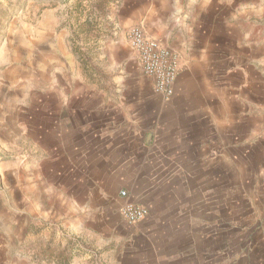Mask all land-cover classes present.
I'll return each mask as SVG.
<instances>
[{"label":"crops","instance_id":"0c3cea01","mask_svg":"<svg viewBox=\"0 0 264 264\" xmlns=\"http://www.w3.org/2000/svg\"><path fill=\"white\" fill-rule=\"evenodd\" d=\"M106 19L112 32L104 38L108 45L101 50L98 71L102 76L121 75L115 81L101 80L98 86L64 82L59 75L52 82L45 79L40 85L45 91L35 102L31 99L21 119L23 264L57 263L31 243L48 242L51 233L52 246L67 250L82 226L81 217L102 216L105 164H215L218 144L217 152L231 142L248 152L256 145L264 147V0H115ZM138 25L180 57L170 101L153 94L151 82L143 76L152 98L146 114L133 110L147 87L126 39L128 29ZM80 88L85 90L82 96ZM93 100L97 105L92 106ZM126 104L133 108L128 114L123 110ZM111 109L115 113L108 112ZM143 115L151 125L146 132L152 135L148 163L140 157L139 146L131 148L122 139L124 123H138ZM133 127L131 134L139 138L141 131ZM215 137L223 140L215 144ZM110 142L114 150H109ZM150 188L145 182L132 184L127 200L135 203L131 193L144 196ZM11 199L4 200L0 210V251L17 232L9 226L14 216ZM148 208V215L155 213ZM257 213V219L240 226L238 236L229 235L227 264H264V204Z\"/></svg>","mask_w":264,"mask_h":264},{"label":"rangeland","instance_id":"374dc122","mask_svg":"<svg viewBox=\"0 0 264 264\" xmlns=\"http://www.w3.org/2000/svg\"><path fill=\"white\" fill-rule=\"evenodd\" d=\"M114 1L0 0V161L10 163L0 164V210L11 197L16 217L11 215L9 226L13 232L17 228L0 251V264H23L18 180L21 119L31 99L35 102L45 91L40 87L45 79L52 82L60 76L64 82L98 86L101 80L111 82L121 75L109 72L102 76L98 71L101 50L108 45L104 38L112 32L106 18ZM140 79L147 88L139 93L134 109L124 106V114L136 108L146 114L152 107L148 83L142 74ZM80 91L81 95L85 90ZM97 103L93 100L92 106ZM108 112L115 113V109ZM147 121L143 115L138 123H124L122 138L131 148L139 146L146 163L151 154L150 143H146L151 127ZM218 124L215 120L216 131ZM132 126L141 131L139 138L131 134ZM222 140L215 137V144ZM233 143L218 152L216 145L215 164H105L107 199L102 216L81 217L82 226L68 241L67 250L52 246L51 233L48 242L31 244L58 264H227L229 235L238 236L240 226L257 219L264 204V147L256 145L248 152ZM109 144V150H114L112 142ZM136 182L148 184L151 193H131L135 203L121 199L119 191L129 194L127 187ZM124 203L144 205L148 212V207L154 208L155 213L130 225L119 214ZM32 251L35 255L36 250ZM5 257L10 258L6 263Z\"/></svg>","mask_w":264,"mask_h":264},{"label":"built area","instance_id":"2783aa9c","mask_svg":"<svg viewBox=\"0 0 264 264\" xmlns=\"http://www.w3.org/2000/svg\"><path fill=\"white\" fill-rule=\"evenodd\" d=\"M126 39L140 73L151 82L154 94L164 101H169L174 94V86L180 71L179 53L147 35L139 25L128 29ZM119 197L126 200L127 191L120 190ZM148 213L145 207L131 203H124L119 208L120 216L130 225L143 221Z\"/></svg>","mask_w":264,"mask_h":264},{"label":"water","instance_id":"95a60500","mask_svg":"<svg viewBox=\"0 0 264 264\" xmlns=\"http://www.w3.org/2000/svg\"><path fill=\"white\" fill-rule=\"evenodd\" d=\"M151 138H152V135H151V134H148V135H147V140H146V143H147V144L150 143Z\"/></svg>","mask_w":264,"mask_h":264}]
</instances>
